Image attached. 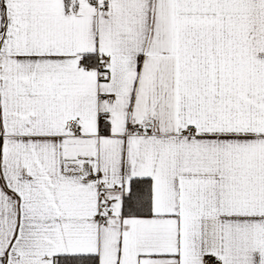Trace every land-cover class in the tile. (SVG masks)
<instances>
[{
	"label": "snow or ice",
	"instance_id": "obj_1",
	"mask_svg": "<svg viewBox=\"0 0 264 264\" xmlns=\"http://www.w3.org/2000/svg\"><path fill=\"white\" fill-rule=\"evenodd\" d=\"M0 264H264V0H0Z\"/></svg>",
	"mask_w": 264,
	"mask_h": 264
}]
</instances>
